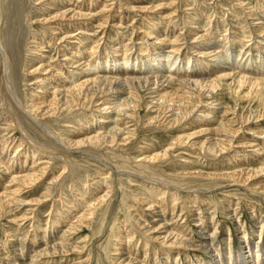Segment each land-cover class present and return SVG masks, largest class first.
I'll return each mask as SVG.
<instances>
[{"label":"rangeland","instance_id":"rangeland-1","mask_svg":"<svg viewBox=\"0 0 264 264\" xmlns=\"http://www.w3.org/2000/svg\"><path fill=\"white\" fill-rule=\"evenodd\" d=\"M37 1L38 0H34V2L32 0H27V2L23 4V6L22 5L16 6L17 0H0V6L2 7V8L0 7V10L3 9V11L0 12V34L3 35V36L1 35V38H0V43L2 44V45L0 44V49L2 46V49L0 50V53H2L0 54V58H1L0 62L4 63L5 61L4 64L0 63V76L3 75L6 81L5 87L7 84V87L5 88V93L7 91L8 95L10 94L12 95V96L11 95L8 96V99H6L8 105L6 104V100H3L4 98L0 96V145L2 144V141L4 140L3 145L0 146V147L3 146L2 147L3 149L1 148L0 150L1 152L3 151L2 153H0V173H1L0 174L1 175L0 176V194H3L4 192L5 196H7L5 197L6 199L4 198L5 199L4 202L6 201V203H4L3 208L0 210V264H12V263L13 264L15 263L31 264L32 262L34 264H124V263L125 264H131V263L132 264H135V263L136 264H139V263L148 264L149 262H150L149 264H157L156 262L158 260H159L158 264H160V262L161 264H165L162 258L165 259V262L167 260L168 261L170 260L169 262L167 261V263L171 262V264L172 263L174 264V258L175 259L178 258V262L180 264H186V263L191 264V263L196 262L195 258L198 254L199 255L197 257L201 256L200 258H202V261L203 260L206 261V264H207L208 260H211V257L207 252L204 251V249L201 246L191 245V246L186 247L183 244L178 245V246L176 244H173L169 246L168 244L169 242L167 243L164 241L162 242L161 237H157V239L155 240L156 236L153 235V233H158L160 234L159 236H162L163 234H165L163 231L165 229L166 230L168 229V231L171 230V232L173 231L174 233H179L180 235H182V237L188 236V238L192 239L191 240L192 242H197L196 240H198L201 237V235L198 234L200 227L203 226L207 228V225H209L208 223L213 224L214 226H217L220 229L218 232V239L220 240V244L224 245V243L227 242L226 241L227 239H224V238H227L228 234H230L231 250L233 253L234 252L236 253V251H239L240 249V246H241L240 236L243 230H245L248 233H252V228H255L256 235L254 238L258 239V229H259L258 225L260 222H262L264 225V191L260 192V190L258 189L260 193L259 194L258 190L254 186L264 185V175L262 174L256 175L255 176L256 178L252 179L249 182L250 185L247 183V186H246V183H243V181L236 182V180H233L232 178L228 176L224 177L223 173L227 171H231L232 169L234 170V168L235 169H241V167L243 169L247 167L256 168L259 166V164L264 162V159L262 158L264 157V153H263L264 152V133H262L264 132V97H263L264 89L262 87L260 88L250 87L251 84H244L242 89H240V92H236L234 90L233 85L232 87L230 86L220 87L219 86L215 89V91L209 93L208 94L209 96L207 95L205 97L203 96L204 100L209 101V102L211 101L210 103H218V104L212 105L213 107L215 106L218 109V110L216 109V113H215L216 115H215L214 120L210 122H206L205 116H201L202 120H199V122L203 124L202 125L203 127L207 126L206 128H210L212 126L211 127L212 129L210 128V130L206 133H201L198 135L194 134L195 136L192 135V137H189V138L184 136V133L186 134L188 132H192L196 130L198 126H196V124H190L192 122L190 120H188L186 123L184 119H180L179 121L173 123L172 113L176 110V108H173V110H171L172 108H170V110L166 108H158L156 111L151 110L150 108L151 106L146 103V95L144 93L145 90L142 89L141 91H139L141 95L140 96L141 100L138 103L139 105H137L136 107H132V110L130 109L131 107H128L129 113L130 111H132L133 113V114L131 113L132 116L124 114L122 116L123 119L119 121L120 122L119 127L121 128L126 127L125 129H123V131L126 132L127 130L131 129L130 131H133L134 133V135H131V137L127 140L124 146L123 144L121 145V143L119 144L117 142H113L109 144L103 141L101 144L98 143L99 145L98 144L92 145L93 143H84V144L75 145V146L74 144L73 145L71 144V145H67L63 147L64 144L61 143V141L59 140L60 137L68 138V137L75 136L77 134L80 135L84 133V130H82V127L87 125L86 127L88 128L92 124V121L94 123L92 124L93 125L92 127L93 128L97 127V125L95 124L98 123L99 118L96 117L98 115V111L96 109L97 108L96 105L98 104L96 103L100 102L101 99L98 97H95L93 98V101L92 100L91 101L82 100L83 103L79 104V106L78 104H75L74 102L72 104L74 106L71 105L69 108L65 107L59 112H57L58 113V114L56 113L57 115L53 114L47 117L46 118L47 121H45V123L47 122L46 123L47 125L46 124L44 125L43 123L45 119H42V122L41 121L37 122L36 120H34V116L30 113L31 111L28 108L31 106L29 104H31L32 101L29 98H32V96L34 95V92H35L34 90L37 89L36 91H39L40 89L39 85L41 83H44L45 81H46L45 83H47L48 79L43 80L41 82L40 81L41 77H36L38 73L29 74V72H27L28 70H26V67L29 68V66L30 67L34 65L36 66L38 65L37 64L38 62L44 63V60H45V63L46 62L53 63V61H57V63L56 62L55 63L59 64L58 63L59 56L61 57L60 59H62L63 57L62 54H60L61 51L62 53L63 52L71 53V49L77 48V47L81 48V51L84 54V55L82 54L81 57L85 59V62L92 60L91 61L92 63L98 58H102L103 60H109L110 58H112L113 53H117V56L119 58L120 57L125 58L127 55L135 54L137 51H139L138 53H141L143 55L146 54L147 52L154 54V51H156V49L155 50L153 49L158 47L159 45H155L156 47L154 46L149 47L148 44L150 42L155 43L154 42L156 41L155 36L157 34V32L155 31H158L159 29H164L163 31H165L166 34L169 31L168 34H170L171 36L168 35L169 37L167 38L168 41H165L167 45L164 42V44L159 46L158 48L162 49L163 52L165 53L166 52L172 53L171 44L173 42L171 43L170 41H172L174 37L178 36L179 38L180 36H182L178 39L179 41L181 40V42L177 40V42L175 41L176 43L174 42V44L172 45V46H175V45L178 46L179 47L178 49H180L179 51H181V56L179 57L180 59L178 58V62L179 60H181V62H185L183 64L181 63L179 67H188V65L186 64L187 58H185L186 60L184 59V56H185L184 54L188 52L193 57V59L190 58L191 61L195 59L194 61L197 62L201 58L202 60H205L206 58L207 60L210 59L211 60V61L209 60L211 64L210 66H214V68H216L214 69L215 70L214 73H217L219 70H223L225 68L229 70L233 68L234 70L235 69L234 64H238V65L245 66V67H248L249 65L248 67L249 69H252L254 72L257 71L256 74L254 75L250 74V76L259 77L263 79L264 74L262 73H264L263 71L264 66L262 65V63H264V29H263L264 28L263 27L264 26L263 25L264 23V15H263L264 14V5H263L264 0H85V1L70 0V2H73V3H70L68 1L70 4L66 0V5L64 2L65 0H62V1L61 0H40L38 2ZM32 3H35V4H32ZM83 3H85L86 5L85 4L83 5ZM74 4L75 5L77 4V5L75 6ZM24 5H26V7ZM260 6L262 7L259 8ZM7 7H9V9ZM5 8L8 9L7 10L8 12L6 11ZM64 8L66 9L70 8L69 10L70 12L66 14V17L57 15L53 17L54 19L53 18L50 19V21L53 20L51 23H47L49 21L44 20V18L49 17L48 13L50 16L51 14L55 15L57 12H54V11L63 10ZM25 9H27V14H29L28 16H30V18L28 16H25V13H26ZM74 12H83L87 14L85 16H80V15L76 16L77 14L73 16L72 14H74ZM30 14L33 17L35 16L36 21L34 20L33 17H31ZM40 16H43V18ZM142 17H144L145 21ZM199 17L202 19H199ZM39 18H41L42 21ZM15 20L19 21V25L17 26L16 29H15L16 26L13 25L15 24ZM28 20L30 21L32 20V22ZM54 20L58 21L59 23L55 22ZM101 20H103L104 23H106L105 21H107V24L106 25L103 24ZM164 20H166V22L162 23ZM194 20L197 22L195 25L198 28L196 27V29L194 28L195 30L194 29L189 30L188 27L193 26L192 22ZM98 21H100L102 24L100 25L99 24L100 22L98 23ZM157 21L159 23H157ZM227 21L228 23L226 24ZM96 23L99 25H97ZM152 23L154 25H152ZM233 23H234V26H233ZM243 23L246 25H242ZM45 24H47L48 27H46ZM58 24H63V26H61L62 28H59ZM164 24H165V27H164ZM238 24L242 26L243 29L239 27ZM42 25H43V28L45 27L46 28L43 29L41 27ZM19 26H22V27H19ZM226 26L231 29L226 28ZM235 26H238V27L235 28ZM258 26L260 28H257ZM154 27H156L155 30H154ZM233 28L235 29V31L232 30ZM26 29H27V32H26ZM145 29L147 31L149 29L153 31L154 37L148 38L149 35L147 34V32L145 33L146 31ZM248 29L251 30V32ZM12 30L19 34L18 37L13 35L14 32ZM254 30L257 32H255ZM5 31L7 32L5 33ZM194 31H198V34L195 35ZM233 31H234V34H233ZM85 32L88 35L85 36ZM172 32L174 33V35H176L177 33L178 34L173 37ZM54 33L56 35L57 34L60 35L62 33H65L68 35L67 38L62 41L66 46L62 45L63 43L57 40L59 43H61V45L59 44L60 47L59 46L56 47V45H58V42L56 43V40L53 39L52 37V34ZM258 33L261 35H259ZM70 34H71V37L73 36V38H70ZM143 34L144 35L146 34L145 37ZM190 34L191 36H193V38L190 36ZM225 34L227 36H225ZM25 35H28V36H25ZM198 35L200 36L203 35V36L200 37ZM80 36L83 38H81ZM27 37H29V39ZM100 37L103 39H101ZM222 37H225L226 39ZM16 38H18L17 41H16ZM36 38H39V39H36ZM48 38H50L52 41ZM111 38L112 39L114 38V40L117 43L112 42L113 40H111ZM146 38L148 39V41H146L147 40ZM24 39L25 41H23ZM44 39L46 40V42ZM187 40H189V42ZM4 41L5 42L8 41V42L4 44ZM128 41L130 44H128ZM196 41L199 43H197ZM231 41L235 42L236 45ZM80 42L81 44H78ZM183 42L184 44L186 43L187 45L182 44ZM11 43L13 45L12 50L8 48V46H10ZM73 43L74 44L76 43L78 46L76 47V44L74 45ZM243 43L245 45H243ZM91 44L92 46H98V47H94L95 51L90 49ZM188 44L190 46H188ZM228 44H231L230 49L228 50V51L231 50L230 51L231 56L229 59L227 58V55H225V52H226L225 50H227ZM72 45H74L75 47ZM109 45H111V47ZM138 45H139V48L143 47L141 49V52H140V49H138ZM221 45H223V47H221ZM37 46L38 48L36 49L35 47ZM162 46L163 48H161ZM116 47L118 51L114 52L113 49ZM126 47L128 49H126ZM201 47L215 48V51L217 52V54H220V58H217V57L215 58L207 54L202 55L201 53L206 52V51L205 50L203 51L202 49H200ZM219 47H220V51H219ZM84 48H87L85 49L87 51L82 50ZM125 49L128 52H126ZM144 49L146 50L145 51L146 53L144 52ZM190 49H192L193 52ZM13 51L15 52L12 53ZM240 51H243V52H240ZM16 52H17V57L15 55ZM182 52L184 54H182ZM173 54H176V52H174ZM173 54L170 57V61H172L171 58H173L174 56ZM242 55H243V59H240L242 58ZM7 56H9L10 60H7L8 58ZM49 56L50 57L53 56L54 59L50 58ZM253 56L256 58H254ZM105 57H107V59H105ZM197 58L198 60H196ZM5 59L7 60V62ZM223 59L226 61H224ZM247 59L249 60L248 63H247ZM20 60H22L23 62L21 61L22 62L21 63ZM134 60H135V57L131 59L130 62L127 63V66H125L127 67L128 70L131 69V65H134V64H131V61L134 62ZM253 60L256 62L254 63ZM8 61H9V64H8ZM238 61H240V63ZM143 62L144 61H142V64H141L142 67L144 66ZM215 62H218L216 65H220L221 68L216 67ZM11 64L12 65L14 64V65L12 66ZM85 64L86 63H84V65ZM184 64L186 65L184 66ZM21 65H23L24 67L20 68ZM139 65L140 64L135 63L134 67L137 66L136 70L139 68L138 67ZM22 69H25V71ZM149 69H152V68L149 67ZM190 69L191 68L189 67L188 70ZM10 70H11V73L9 74ZM62 71L64 72V75H65L68 72V69L64 67ZM10 75H12V77H10ZM23 77H25V79ZM11 79L13 80V82H11L12 81ZM50 80L51 81L53 80V83L51 84L53 87V85L55 84L54 83L55 81L54 79H50ZM175 86H176L175 83H172V84L168 83V85L165 86L164 88L160 86L158 89H160L162 93L172 92V91L181 92V90L177 89ZM48 88H49V93H50L52 91L51 86H49ZM18 90L20 94L17 95L16 93H19ZM257 90L260 91L259 94H255V93H258ZM245 92L246 93L250 92V93L246 94ZM49 93H47L45 96L49 95ZM24 94L26 98L23 96ZM123 95H126V94L123 93ZM21 97L23 98L20 99ZM48 97H45V98L49 99ZM6 98H7V95H6ZM10 99H11V102L8 103ZM206 101H202V102L205 103ZM10 103L11 104L13 103V104L11 105ZM9 104L13 108H10ZM14 104H15V107H14ZM200 104H203V103H200ZM21 105L23 107H21ZM23 108H25L28 112H26L25 109ZM16 110L18 111V113H20L19 110H21V113L23 114L21 115V113L20 114L16 113V116H15L14 111L16 112ZM25 113L29 116L25 115ZM18 115H19V119L17 120ZM155 115L157 117L152 118V116H155ZM249 115L251 117L250 120H248ZM10 116L14 118V122H16L15 124L13 122V119L10 118ZM28 117L29 119H27ZM16 120L18 121V124ZM27 120H29L31 124L33 125H31L30 127H27L30 125V122ZM27 122L29 123L26 124ZM35 123H37L38 125ZM224 123L231 125V128L233 127L232 131L235 129L239 131V133L238 131L237 133H235L237 134V136L234 134L235 138L227 136L225 134V131L224 132L217 131L216 128H218L219 126H222ZM186 125L192 126V129H190V127L188 128L185 127ZM25 127H27L29 130ZM36 127L37 129L34 130V128ZM42 128L43 130H45L44 131L45 133H42L43 132ZM48 129L50 132L48 131ZM186 129H189V130H186ZM254 129L260 130V133L259 134L256 133L258 132V130L255 131ZM21 130L22 131L24 130L23 134L21 133ZM36 130L40 131L41 134L40 132H37ZM21 136H23L22 137L23 140L21 139ZM29 136L31 138H29ZM35 136L36 137L38 136V137L35 138ZM210 136L213 139H216V138L224 139V138L229 137L228 139L232 138L233 143L231 141L230 145H228L226 150L225 151L223 150V152H220L219 155H217L218 153H214L210 150L208 151V149H204V147H206L207 145L200 146L202 141L205 138L210 137ZM41 137L44 139H42ZM27 138H29L27 140L28 142L26 141ZM5 139L7 141H5ZM20 141L23 142L24 144L19 143ZM29 141H32V142L30 143ZM44 142L46 144L49 142L50 145L49 143L46 145ZM192 142H197L198 144H195L194 146L193 144H191ZM238 142L240 144L239 146H238ZM5 143L7 144L5 145ZM17 143L20 146L18 148V151L20 150V152L18 154H15L13 152H14V149L17 148L16 147V145H18ZM40 144L41 146L46 145L45 147L42 146L45 149L41 148ZM245 144H247L249 147ZM33 145L35 146L37 150L34 148ZM169 145H170L169 155L163 156V157L158 156L159 158L158 157L152 158L153 160L150 158L149 160L151 162L149 160L144 159L143 154H141L142 152L153 154V153L158 152V150L160 151L166 147H169ZM32 147L34 148V150ZM62 148L65 149L64 152ZM24 150L29 151L30 153L32 151H37V152L39 151V152L37 153V155L35 153L36 156H34V155H31L29 152L27 154L22 153ZM44 152H47L48 154ZM67 152H69V154ZM261 152L263 153L262 156H261L262 154ZM256 153H258L259 155ZM5 154L7 156H5ZM1 156H4V157L1 158ZM33 156L35 157V159ZM164 157L166 158L162 159ZM18 160H21L22 163ZM8 161H11V162L8 163ZM141 162H143L144 164ZM7 163L8 165H6ZM24 163L26 166L24 165ZM26 163L28 164V166ZM30 163L33 164L31 165V167H30ZM10 164L11 166H9ZM135 164L137 167L135 166ZM141 164H143V166H141ZM146 166L147 167L149 166V168H146ZM40 167L44 168V171H43L44 175H41L40 179H37V181L32 185L24 184L20 186V185L15 184V182L14 183L11 182L12 180H10L12 179L10 178V175L11 177H13L16 174L18 175V173L24 174L30 169H39ZM142 170L144 171L142 172ZM149 170H152V174L154 173L157 177L154 174L150 175L151 171ZM4 175L8 176L9 179ZM228 179L232 182L231 184ZM154 180L156 182H154ZM153 183H156V184H153ZM214 183H216V185ZM149 185L153 186V188L150 187ZM108 186H111L109 193H107L106 196L102 198V201L97 206L91 218L89 219L85 217H83L85 219L81 218L80 213H82V211L85 208H87L86 207L87 204L92 203L93 201H95V199L102 196L104 192L107 190ZM16 187L19 189L17 190V192L12 193L13 189H15ZM176 191H178L177 193L179 195L176 193ZM195 194H197V196L199 195V197H197ZM11 196L12 198H10ZM139 197H141V199ZM142 198H144L145 201H143ZM186 201L187 202L189 201L190 203L188 202L187 204ZM238 201H240V203H238ZM148 202H150L151 205L150 203L148 204ZM227 202L228 204L225 205V203ZM163 203L165 204L163 205ZM173 203L175 204L176 207L172 205ZM235 203H237L236 204L237 207L235 206ZM144 204L148 206H145ZM149 205L151 207L147 208L149 207ZM159 205L160 206L163 205V206L160 208ZM171 205L173 206V208H171ZM215 207L218 208L217 211L215 210L216 209ZM170 208L172 209V212ZM224 208H226V210ZM236 208H237V212H235V214L232 216V212L236 211L235 210ZM212 209H214L215 212ZM152 210L154 212L156 211L158 216H156ZM199 210H201V213ZM164 211L166 214H164ZM179 211L181 214L179 213ZM206 211L207 212L209 211V212L207 213ZM228 211L231 213V215ZM253 211L255 213H252ZM198 212L201 215H199ZM187 214L190 217H188ZM152 215H155L154 222H156L157 225L159 224L162 225V227H158V226L156 227L157 229H159L158 232H152L154 228L150 229L149 231V229L147 228L148 227L147 224L141 223L144 221L143 219L146 218V216L149 217V219H153V217H151ZM209 215L211 216L213 215L214 217L215 216L216 217L214 218L212 216L213 217L212 219V217L210 218ZM199 217H201L200 218L201 220L199 219ZM256 218L260 219L259 223L257 222V220H255ZM76 219L78 220L76 221ZM161 219L163 220V222L161 221ZM234 219L235 220L237 219V220L235 221ZM88 221L90 222L89 224H88ZM177 221L179 222L177 223ZM198 222H200V224ZM179 223H182V224L180 225ZM187 224H189V226ZM123 226H125L126 228L125 227L123 228ZM176 227L177 228L179 227V228L177 229ZM185 228H186V231H185ZM191 228L192 229L194 228L193 233H192ZM179 229H182V230H179ZM127 230L131 231V233L134 235V236L132 235V241H131L132 244H130L131 242L130 243L128 241L126 242V240H124L125 237H123L124 239H121V240L117 239V237H119L117 236L119 231H121V234H124L125 231L127 232ZM188 232L191 234H189ZM192 236H194L195 238H193ZM262 238L264 239V230H263ZM157 240L159 241V244ZM121 241L122 242L124 241L123 244ZM53 244L57 245V248L55 249L56 253L48 252V254L47 253L44 254L43 252H41L43 248L45 249V247L47 246L51 247V245ZM62 244L63 246L65 245L67 248L63 247ZM130 246H132V248ZM76 247H78L79 250ZM121 248L122 249L124 248V250H122ZM130 249L132 251H130ZM48 250L52 251L53 249H48ZM62 250H64V252H62ZM144 250L145 251L148 250L147 251L148 253L146 252L148 256L145 254ZM163 251L166 253L165 255H167L168 252H170L168 259H167V256H164ZM129 252L131 254H129ZM141 253L143 254V256ZM184 253L186 254L187 257L185 256ZM19 255L23 256V258H20ZM203 256H205V259H203L204 258ZM128 258H131V260L128 261ZM151 258L153 259L156 258V259L152 260ZM123 259L125 260L123 261ZM135 259L137 262L135 261ZM140 260L142 261L139 262ZM125 261H127L128 263ZM151 261L153 262L151 263Z\"/></svg>","mask_w":264,"mask_h":264},{"label":"bare ground","instance_id":"bare-ground-1","mask_svg":"<svg viewBox=\"0 0 264 264\" xmlns=\"http://www.w3.org/2000/svg\"><path fill=\"white\" fill-rule=\"evenodd\" d=\"M33 2H34V0H32ZM38 1H40V0H38ZM37 1V2H38ZM62 1V0H61ZM60 1V2H61ZM70 2V0H67V2ZM72 1H74V0H72ZM83 1H85V0H83ZM27 2V0H17V3H16V6H23V4H25ZM43 2V1H42ZM65 2V5H66V0L64 1ZM68 2V3H69ZM263 2V1H262ZM30 3V2H29ZM40 3V2H39ZM70 3H73V2H70ZM69 3V4H70ZM32 4H35V3H32ZM41 4V3H40ZM85 3H83V5H84ZM75 5V4H74ZM77 5V4H76ZM75 5V6H76ZM82 5V4H81ZM86 5V4H85ZM264 5V4H263ZM25 7H26V5H24ZM30 6V5H29ZM72 6H73V4H72ZM92 6V5H91ZM94 6V5H93ZM1 7V6H0ZM11 7V6H10ZM24 7V8H25ZM33 7V6H32ZM64 7V6H63ZM262 6H260L259 8H261ZM2 8V7H1ZM8 9H9V7H7ZM22 8V7H21ZM31 8V7H30ZM83 8V7H82ZM6 9V8H5ZM8 9H6V11L8 10ZM24 10V9H23ZM29 10V9H28ZM49 10H50V8H49ZM70 10V8H64L63 10H57V11H54V12H57L55 15H52L51 14V16L49 15V13H48V16L49 17H47V18H44V20H48L49 22H47V23H51L52 21H50V19H52L53 17H55V16H64V17H66V14H68V12H70L69 11ZM72 10V9H71ZM99 10V9H98ZM255 10V9H254ZM260 10V9H259ZM1 11H3V9L2 10H0V12ZM73 11V10H72ZM228 11V10H227ZM8 12V11H7ZM24 12V11H23ZM25 16H28L29 14H27V9H25ZM31 12V11H30ZM254 12V11H253ZM252 12V13H253ZM5 13V12H4ZM22 13V12H21ZM251 13V14H252ZM32 14V13H31ZM30 14V15H31ZM77 14V15H76ZM87 13H83V12H74V14H72L73 16L74 15H76V16H78V15H80V16H85ZM89 14V13H88ZM3 15V14H2ZM5 15H7V14H5ZM19 15V14H18ZM22 15V14H21ZM45 15H47V14H45ZM96 15V14H95ZM256 15V14H255ZM264 15V14H263ZM13 16V15H12ZM68 16V15H67ZM71 16V15H70ZM69 16V17H70ZM93 16V15H92ZM252 16H254V15H252ZM2 17V16H1ZM29 18H30V16H28ZM31 17H33L32 15H31ZM40 17H42L43 18V16H40ZM63 17V18H64ZM217 17V16H216ZM261 17V16H260ZM263 17V16H262ZM13 18V17H12ZM17 18V17H16ZM34 18V20H35V16L33 17ZM33 18H31V19H33ZM100 18V17H99ZM102 18V17H101ZM143 19H144V17H142ZM166 18V17H165ZM3 19V18H2ZM1 19V20H2ZM9 19V18H8ZM18 19V18H17ZM28 19V18H27ZM37 19V18H36ZM40 20H41V18H39ZM54 19V18H53ZM57 19H59V18H57ZM67 19V18H66ZM77 19V18H76ZM86 19V18H85ZM84 19V20H85ZM199 19H202V18H200L199 17ZM217 19V18H216ZM230 19V18H229ZM233 19V18H232ZM232 19H231V21H232ZM10 20V19H9ZM56 20V19H55ZM54 20V21H55ZM74 20V19H73ZM104 20V19H103ZM103 20H101V22H103V24H107V21H105L106 23H104V21ZM198 20V19H197ZM246 20V19H245ZM257 20V19H256ZM259 20H261V19H259ZM3 21V20H2ZM28 21H30V20H28ZM36 21V20H35ZM42 21V20H41ZM144 21H145V19H144ZM255 21V20H254ZM30 22H32V20L30 21ZM55 22H58V21H55ZM74 22V21H73ZM82 22V21H81ZM84 22V21H83ZM96 22V21H95ZM100 21H98V23H99ZM99 23L100 25L102 24V23ZM115 22V21H114ZM117 22V21H116ZM150 22V21H149ZM164 22H166V20H164L162 23H164ZM199 22V21H198ZM212 22V21H211ZM210 22V23H211ZM222 22V21H221ZM244 22V21H243ZM246 22V21H245ZM249 22V21H248ZM252 22H253V20H252ZM21 23H22V21H21ZM35 23V22H34ZM59 23V22H58ZM79 23H80V21H79ZM110 23V22H109ZM147 23V22H146ZM156 23V22H155ZM157 23H159L158 21H157ZM161 23V24H162ZM168 23H170V22H168ZM167 23V24H168ZM197 22L194 20L193 22H192V25L193 26H191V27H188V29L190 30V29H196V24ZM228 23V21L226 22V24ZM4 24V23H3ZM12 24V23H11ZM24 24V23H23ZM70 24H71V22H70ZM73 24V23H72ZM97 24V23H96ZM99 24H97V25H99ZM133 24H135V23H133ZM132 24V25H133ZM148 24V23H147ZM203 24V23H202ZM230 24V23H229ZM6 25V24H5ZM13 25H15L16 27H15V29L17 28V26L19 25V21H17V20H15V24H13ZM21 25V24H20ZM46 25V27H48L47 26V24H45ZM59 25V28H62L61 26H63V24H58ZM104 25V26H105ZM114 25V24H113ZM152 25H154L153 23H152ZM156 25V24H155ZM239 25V24H238ZM242 25H246V24H242ZM251 25V24H250ZM254 25V24H253ZM261 25V24H260ZM263 25H264V23H263ZM262 25V26H263ZM30 26H31V24H30ZM67 26V25H66ZM103 26V27H104ZM168 26V25H167ZM202 26V25H201ZM200 26V27H201ZM224 26V25H223ZM233 26H234V23H233ZM252 26V25H251ZM261 26V27H262ZM19 27H22V26H19ZM42 28H43V25L41 26ZM45 27V28H46ZM58 27V26H57ZM99 27V26H98ZM151 27V26H150ZM149 27V28H150ZM157 27V26H156ZM156 27H154V30L156 29ZM164 27H165V24H164ZM185 27V26H184ZM199 27V28H200ZM207 27V26H206ZM232 27V26H231ZM236 27H238V26H235V28ZM239 27H241L242 29H243V27L242 26H240L239 25ZM246 27V26H245ZM264 27V26H263ZM8 28V27H7ZM45 28H43V29H45ZM50 28V27H49ZM58 28V29H59ZM75 28V27H74ZM152 28V27H151ZM162 28V27H161ZM172 28V27H171ZM198 28V27H197ZM226 28H228L227 26H226ZM240 28V29H241ZM257 28H260L259 26L257 27ZM33 29V28H32ZM42 29V30H43ZM77 29V28H76ZM170 29V28H169ZM187 29V30H188ZM194 29V30H195ZM203 29V28H202ZM228 29H231V28H228ZM238 29V28H237ZM251 29V28H250ZM253 29H254V27H253ZM264 29V28H263ZM3 30V29H2ZM2 30H1V32H2ZM47 30H48V28H47ZM51 30H53V29H51ZM50 30V31H51ZM60 30V29H59ZM79 30V29H78ZM103 30V29H102ZM134 30V29H133ZM146 30V29H145ZM164 29H159L158 31H155V32H157V34H156V36H155V39H156V41H154L155 43H153V42H150L148 45H149V47H151V46H154V47H156L155 45H159V46H161V45H163L164 44V42L165 41H168L167 40V38H169L168 37V35H170V34H168L169 33V31H168V33L166 34V32L165 31H163ZM175 30V29H174ZM199 30V29H198ZM217 30V29H216ZM223 30V29H222ZM232 30H234L235 31V29L233 28ZM249 30V29H248ZM8 31V30H7ZM7 31H5V33L7 32ZM13 31V30H12ZM11 31V32H12ZM20 31V30H19ZM80 31H81V29H80ZM172 31V30H171ZM170 31V32H171ZM192 31V30H191ZM206 31V30H205ZM234 31H233V34H234ZM250 32H251V30H249ZM255 31V30H254ZM257 31H258V29H257ZM257 31H255V32H257ZM14 33H13V35L14 36H17L18 37V33L17 32H15V31H13ZM25 32V31H24ZM26 32H27V29H26ZM44 32V31H43ZM47 32H49V31H47ZM53 32V31H52ZM56 32V31H55ZM67 32H68V30H67ZM70 32V31H69ZM79 32V31H78ZM134 32V31H133ZM141 32V31H140ZM147 32V34L149 35V37L148 38H152V37H154L153 36V34H154V32L153 31H151L150 29L147 31H145V33ZM174 32V31H173ZM172 32V33H173ZM222 32V31H221ZM224 32V31H223ZM248 32V31H247ZM261 32H262V30H261ZM30 33V32H29ZM216 33V32H215ZM254 33V32H253ZM252 33V34H253ZM12 34V33H11ZM26 34V33H25ZM74 34V33H73ZM75 34H77V33H75ZM78 34H80V33H78ZM84 34V33H83ZM122 34V33H121ZM165 34V35H164ZM178 34V33H177ZM176 34V35H177ZM188 34V33H187ZM194 34L196 35V34H198V31H194ZM237 34V33H236ZM239 34V33H238ZM250 34V33H249ZM255 34V33H254ZM259 34V33H258ZM1 35L2 34H0V38H1ZM8 35H9V33H8ZM12 35V36H13ZM34 35V34H33ZM32 35V36H33ZM80 35H82V34H80ZM86 35H88V34H86V32H85V36ZM144 35V34H143ZM142 35V36H143ZM146 35V34H145ZM145 35H144V37H145ZM176 35H174V33H173V37L174 36H176ZM181 35V34H180ZM211 35H213V34H211ZM219 35V34H218ZM223 35V34H222ZM221 35V36H222ZM246 35V34H245ZM244 35V36H245ZM259 35H261V34H259ZM3 36V35H2ZM6 36V35H5ZM11 36V37H12ZM25 36H28V35H25ZM29 36H31V35H29ZM67 34H65V33H62V34H60V35H56L55 33L54 34H52V37H53V39H55L56 40V43L59 41V42H62L63 40H65L66 38H67ZM75 36V35H74ZM77 36V35H76ZM171 36V35H170ZM190 36H191V34H190ZM198 36H200V35H198ZM198 36H196V37H198ZM203 36V35H202ZM202 36H200V37H202ZM224 36V35H223ZM225 36H227L226 34H225ZM231 36V35H230ZM229 36V37H230ZM256 36V35H255ZM9 37V36H8ZM35 37V36H34ZM49 37H51V36H49ZM79 37V36H78ZM81 37V36H80ZM89 37V36H88ZM180 37H182V36H180ZM179 37V38H180ZM192 38H193V36H191ZM209 37V36H208ZM228 37V38H229ZM259 37V36H258ZM4 38V37H3ZM2 38V39H3ZM13 38V37H12ZM28 39H29V37H27ZM70 38H73V36L71 37V34H70ZM81 38H83V37H81ZM101 38V37H100ZM178 38V36L177 37H174V39L172 40V41H170L171 43V48H172V53H165V52H163V50L162 49H160V48H158V47H156V48H154L153 50H155L156 49V51H154V54L153 53H149V52H145L146 50L144 49V52L146 53V54H141V53H138L139 51H137L135 54H129V55H127V53H126V57L125 58H119L118 56H117V53H113V55H112V58H108L109 60H103L102 58H98V59H96L93 63L91 62V61H86L85 62V59L83 58V57H81V55L83 54L82 53V51H81V48L80 47H77L78 45L76 44V47L77 48H72L71 49V53H66V52H63L62 53V51H61V53L60 54H62V59H60L61 57L59 56V64H56L57 63V61H53V63H55V64H53V63H50V62H46L45 63V60H44V63H37L38 65H34V66H29V68H27L26 67V70H28L27 72H29V74H36V73H38V75L36 76V77H41V79H40V81L42 82L43 80H47L48 79V82L47 83H41L40 85H39V87H40V89H39V91H36V90H34L35 92H34V95L32 96V98H29L31 101H32V103L31 104H29V105H31L28 109L31 111L30 113L34 116V120H36L37 122H42V119H45L44 120V125L47 123H45V121H47L46 120V118L47 117H49V116H51V115H53V114H56L57 112H59L60 110H62L63 108H69L74 102H75V104H78V106H79V104H81V103H83L82 102V100H92L93 101V98H95V97H98V98H100L101 100H100V102H98V103H96V104H98V105H96V109H97V111H98V115L96 116V117H98L99 118V120H98V123H96L95 125H97V127L96 128H93L92 126V124H94L93 123V121H92V124L87 128L86 126L87 125H85V126H83L82 127V130H84V133H82V134H80V135H75V136H72V137H68V138H59V140L61 141V143H63L64 145H63V147H65V146H67V145H73L74 144V146L75 145H81V144H84V143H93L92 145H94V144H98V143H102L103 141L104 142H106V143H109V144H111V143H113V142H117V143H121V145L123 144V146H124V144L127 142V140L131 137V135H134V133H133V131H130V130H127L126 132L125 131H123V129H125V128H121V127H119V125H120V122L119 121H121L123 118H122V116L124 115V114H127V115H129V116H132V111H130V113H129V108L128 107H131L130 109L132 110V107H136L137 105H139L138 103H139V101L141 100L140 98V93H139V91H141L142 89L143 90H145L144 91V93H145V95H146V103L147 104H149L151 107V110H153V111H156L158 108H166V109H169L170 110V108H172L171 110H173V108H176V110L172 113V120H173V123H175V122H177V121H179L180 119H184L185 120V122L187 123V121L188 120H190V121H192L190 124H196V126H198V128L196 129V130H194V131H192V132H188V133H184V136H186L187 138H189V137H192V135L193 136H195V135H198V134H201V133H206V132H208L209 130H210V128L212 127H210V128H206L207 126H205V127H203L202 125V123H200L199 122V120H202V118H201V116H205V121L206 122H210V121H212V120H214L215 119V113H216V109H217V107H213L212 105H215V104H218V103H210L209 101H206V100H204V98H203V96L205 97L206 95L207 96H209L208 94L209 93H211V92H213V91H215V89L217 88V87H225V86H230V87H232V85L234 86V90L236 91V92H240V89H242V87H243V85L244 84H251L250 85V87H257V88H260V87H262L263 89H264V78L262 79V78H259V77H254V76H250V74L251 75H254V74H256V72H254L252 69H249L248 67H249V65H248V67H245V66H241V65H238V64H234V70H233V68L232 69H227V68H225V69H223V70H219L217 73H214V69H216V68H214V66H210L211 64H210V61L209 60H207V58L205 59V60H202V58L201 59H199L198 60V58L196 59V60H198L197 62H195L194 60H192L191 61V59L190 58H192L193 59V57H192V55L191 54H189L188 52L187 53H183L182 52V54H184L185 56H184V59L185 58H187V62H186V64L188 65V67H179L180 65H181V63L183 64V63H185V62H181V60H179V62H178V58L181 56V51H179L180 49H178L179 47L178 46H172L173 44H174V42L176 41L177 42V40L179 39ZM184 38V37H183ZM195 38V37H194ZM210 38V37H209ZM215 38V37H214ZM218 38V37H217ZM222 38H225V37H222ZM221 38V39H222ZM241 38V37H240ZM255 38V37H254ZM7 39V38H6ZM15 39V38H14ZM17 39L18 38H16V41H17ZM26 39V38H25ZM25 39L23 40V41H25ZM27 39V40H28ZM36 39H39V38H36ZM48 39H50V38H48ZM76 39H77V37H76ZM101 39H103V38H101ZM101 39H99V40H101ZM107 39V38H106ZM116 39V38H115ZM147 39V38H146ZM154 39V40H155ZM196 39V38H195ZM206 39V38H205ZM220 39V40H221ZM226 39V38H225ZM258 39V38H257ZM45 40V39H44ZM51 40V39H50ZM58 40V41H57ZM79 40V39H78ZM89 40V39H88ZM105 40V39H104ZM108 40V39H107ZM111 40H113L112 42H116L115 40H114V38L112 39L111 38ZM122 40V39H121ZM132 40V39H131ZM210 40V39H209ZM235 40V39H234ZM237 40V39H236ZM13 41V40H12ZM35 41V40H34ZM52 41V40H51ZM50 41V42H51ZM73 41H74V39H73ZM72 41V42H73ZM82 41V40H81ZM94 41V40H93ZM123 41V40H122ZM130 41V40H129ZM129 41H128V44H130L129 43ZM146 41H148V39L146 40ZM153 41V40H152ZM179 41V40H178ZM188 42H189V40H187ZM214 41V40H213ZM217 41V40H216ZM224 41V40H223ZM227 41V40H226ZM8 42V41H7ZM7 42H5L4 41V44H6ZM33 42V41H32ZM39 42V41H38ZM45 42H46V40H45ZM49 42V43H50ZM58 42V45H56V47H60V45H61V43H59ZM68 42V41H67ZM71 42V41H70ZM86 42V41H85ZM111 42V43H112ZM131 42V41H130ZM175 42V43H176ZM179 42H181V40L179 41ZM186 42V41H185ZM191 42V41H190ZM197 42V41H196ZM220 42V41H219ZM231 42H233V41H231ZM241 42V41H240ZM261 42V41H260ZM15 43V42H14ZM19 43V42H18ZM63 43V42H62ZM69 43V42H68ZM83 43V42H82ZM92 43V42H91ZM105 43H107V42H105ZM117 43V42H116ZM139 43V42H138ZM148 43V42H147ZM197 43H199V42H197ZM221 43V42H220ZM225 43V42H224ZM228 43H229V41H228ZM234 44H235V42H233ZM1 44V43H0ZM60 44V45H59ZM74 44V43H73ZM74 44V45H75ZM78 44H81V42L80 43H78ZM114 44V43H113ZM125 44V43H124ZM135 44V43H134ZM165 44H166V42H165ZM182 44H184V42L182 43ZM186 44V43H185ZM184 44V45H185ZM202 44H204V43H202ZM218 44V43H217ZM227 44V43H226ZM252 44V43H251ZM2 45V44H1ZM62 45H65L64 43L62 44ZM74 45H72V46H74ZM83 45V44H82ZM81 45V46H82ZM94 45V44H93ZM147 45V44H146ZM167 45V44H166ZM187 45V44H186ZM236 45V44H235ZM243 45H245L244 43H243ZM12 43L10 44V46H8V48L10 49V50H12ZM41 46V45H40ZM66 46V45H65ZM86 46V45H85ZM110 47H111V45H109ZM125 46V45H124ZM165 46V45H164ZM188 46H190L189 44H188ZM194 46V45H193ZM200 46H201V44H200ZM203 46V45H202ZM225 46V45H224ZM230 46H231V44H228L227 45V50H225L226 52H225V55H227V58L229 59L230 58V56H231V53H230V51H228L229 49H230ZM75 47V46H74ZM88 47V46H87ZM94 47H98V46H92V44H91V48L90 49H92V50H94L95 48ZM122 47V46H121ZM169 47V46H168ZM196 47V46H195ZM215 47V46H214ZM221 47H223V45H221ZM240 47V46H239ZM263 47V46H262ZM7 48V47H6ZM5 48V49H6ZM14 48V47H13ZM17 48H18V46H17ZM36 49L38 48V46L37 47H35ZM70 48V47H69ZM104 48V47H103ZM124 48V47H123ZM129 48H130V46H129ZM133 48V47H132ZM134 48H136V47H134ZM143 48V47H142ZM142 48H139V45H138V49H140V52H141V49ZM161 48H163V46L161 47ZM170 48V47H169ZM170 48V49H171ZM254 48V47H253ZM1 49H2V46H1ZM0 49V50H1ZM61 49V48H60ZM85 49H87V48H84V49H82V50H84V51H87V50H85ZM89 49V50H90ZM106 49V48H105ZM113 49V48H112ZM126 49H128L127 47H126ZM125 49V51L126 52H128L127 50ZM146 49H147V47H146ZM152 49V48H151ZM178 49V50H177ZM186 49V48H185ZM200 49H202L203 51L205 50L206 52H200L202 55H204V54H207V55H210V56H213V57H217V58H220V54H217V52L215 51V48H211V47H208V48H204V47H201ZM242 49V48H241ZM110 50V49H109ZM114 50V52H116V51H118V49H117V47L116 48H114L113 49ZM120 50V49H119ZM129 50H131V49H129ZM135 50V49H134ZM166 50V49H165ZM187 50V49H186ZM192 52H193V50L192 49H190ZM235 50V49H234ZM18 51V50H17ZM20 51V50H19ZM24 51V50H23ZM64 51V50H63ZM69 51V50H68ZM95 51V50H94ZM107 51V50H106ZM123 51V50H122ZM169 51V50H168ZM185 51V50H184ZM196 51V50H195ZM197 51H199V50H197ZM219 51H220V47H219ZM15 51H13L12 53H14ZM70 52V51H69ZM91 52V51H90ZM111 52V51H110ZM132 52V51H131ZM134 52V51H133ZM143 52V53H144ZM174 52H176V54H173ZM240 52H243V51H240ZM19 53V52H18ZM85 53V52H84ZM87 53V52H86ZM121 53V52H120ZM221 53V52H220ZM0 54H2V53H0ZM21 54V53H20ZM19 54V55H20ZM92 54V53H91ZM95 54V53H94ZM98 54V53H97ZM107 54V53H106ZM124 54V53H123ZM174 55L173 56V58H171L172 59V61H170V57H171V55ZM223 54H224V52H223ZM240 54V53H239ZM238 54V55H239ZM6 55H7V53H6ZM16 57H17V52H16ZM84 55V54H83ZM122 55V54H121ZM225 55H223V56H225ZM21 56V55H20ZM25 56V55H24ZM97 56V55H96ZM132 56H134L135 57V60H134V62L133 61H131V64H134L135 65V63H137V64H140L138 67V69L136 70V67H134V65H131V69L130 70H128L127 69V67H125V66H127V63L128 62H130V60L131 59H133L134 57H132ZM196 56V55H195ZM194 56V57H195ZM222 56V57H223ZM245 56V55H244ZM4 57V56H3ZM8 58H7V60H10L9 59V56H7ZM50 57V56H49ZM88 57V56H87ZM87 57H85V58H87ZM98 57V56H97ZM104 57V56H103ZM132 57V58H131ZM146 57V58H145ZM203 57V56H202ZM254 57V56H253ZM24 58V57H23ZM50 58H53V56L52 57H50ZM181 58H183V57H181ZM212 58V57H211ZM250 58V57H249ZM248 58V59H249ZM254 58H256V57H254ZM19 59H20V57H19ZM54 59V58H53ZM94 59V58H93ZM105 59H107V57H105ZM180 59V58H179ZM240 59H243V55H242V58H240ZM247 59V63L249 62V60ZM252 59V58H251ZM0 60H1V58H0ZM2 60H4V59H2ZM6 60V59H5ZM7 60H6V62H7ZM24 60V59H23ZM48 60V59H47ZM51 60V59H50ZM89 60V59H88ZM216 60V59H215ZM224 60V59H223ZM222 60V61H223ZM246 60V59H245ZM255 60V59H254ZM253 60V61H254ZM22 60H20V62H21ZM142 61H144L143 62V64H144V68L142 67ZM183 61V60H182ZM224 61H226V60H224ZM241 61V60H240ZM240 61H238L239 63H240ZM23 62V61H22ZM21 62V63H22ZM214 62V61H213ZM213 62H211V63H213ZM219 62V61H218ZM218 62H215V66L216 67H218V68H221L220 67V65H216ZM221 62V61H220ZM242 62V61H241ZM256 61H254V63H255ZM0 63H3V62H0ZM4 63H5V61H4ZM3 63V64H4ZM20 63V64H21ZM84 63H86L85 65H84ZM8 64H9V61H8ZM15 64V63H14ZM13 64V65H14ZM186 64H184V66L186 65ZM222 64V63H221ZM12 65V64H11ZM12 65V66H13ZM213 65V64H212ZM262 65L264 66V63H262ZM7 66V65H6ZM20 66V65H19ZM183 66V65H182ZM261 66V65H260ZM22 67H24L23 65H21V67L20 68H22ZM66 68V69H68V72L64 75V72L62 71V69L63 68ZM129 67V66H128ZM149 67H151L152 69H149ZM189 67L191 68L190 70H188L189 69ZM262 67V66H261ZM14 68H15V66H14ZM130 68V67H129ZM143 68V69H142ZM210 68V69H209ZM257 68V67H256ZM6 69V68H5ZM177 69H178V71H177ZM14 70V69H13ZM19 70H21V69H19ZM22 70H24L25 71V69H22ZM119 70V71H118ZM262 70V69H261ZM4 71V70H3ZM23 71V72H24ZM259 71V70H258ZM264 71V70H263ZM20 72V71H19ZM261 72V71H260ZM11 73V70H10V72H9V74ZM26 73V72H25ZM214 73V74H213ZM261 74V73H260ZM262 74H264V73H262ZM6 76H7V74H6ZM5 76V77H6ZM10 77H12V75H10ZM35 77V78H36ZM24 79H25V77H23ZM50 79H54V85H53V87H52V83H53V80L51 81ZM12 80V79H11ZM18 81V80H17ZM11 82H13V80L11 81ZM167 82V83H166ZM5 83H6V81H5V79H4V77H3V75H1L0 76V96H2L3 98V100H6V99H8V96H10V95H8V92L6 91V93H5V88L7 87V84H6V87H5ZM8 83V82H7ZM19 83V82H18ZM168 83L170 84H172V83H175L176 84V88L177 89H179V90H181V92H177V91H172V92H165V93H162L161 91H160V89H158L160 86H162L163 88L165 87V86H167L168 85ZM9 84V83H8ZM11 84V83H10ZM31 84V83H30ZM11 86V85H10ZM9 86V87H10ZM36 86H38V85H36ZM49 86H51V89H52V91L49 93ZM9 87H8V89H9ZM13 87H15V86H13ZM20 88V87H19ZM12 89V88H11ZM254 89V88H253ZM7 90V89H6ZM10 91V90H9ZM16 91V90H15ZM24 91V90H23ZM258 91V90H257ZM18 92H19V90H18ZM252 92V91H251ZM259 92L260 91H258V93H255V94H259ZM14 93V92H13ZM47 93H49V95H47V96H45ZM123 93H125L126 95H123ZM246 93V92H245ZM250 92H247L246 94H249ZM2 94V95H1ZM17 95L18 94H20V92L19 93H16ZM6 95H7V98H6ZM12 96V95H11ZM16 96V95H15ZM24 97H25V94L23 95ZM48 96H50V97H48ZM20 97V96H19ZM45 97H48L49 99H46ZM145 97V96H144ZM263 97H264V95H263ZM23 97H21L20 99H22ZM26 98V97H25ZM24 98V99H25ZM16 99V98H15ZM14 99V100H15ZM18 99V98H17ZM142 99H143V97H142ZM3 100H2V102H3ZM13 100V101H14ZM26 100H28V99H26ZM22 101V100H21ZM202 101H206L205 103L204 102H202ZM5 102V101H4ZM9 102H11V99L8 101V103ZM17 102V101H16ZM27 102H29V101H27ZM144 102H145V100H144ZM217 102V101H216ZM23 103V102H22ZM26 103V102H25ZM200 103H203V104H200ZM6 104H7V100H6ZM11 104V103H10ZM9 104V105H10ZM13 104V103H12ZM11 104V105H12ZM8 105V104H7ZM11 105H10V108H13V107H11ZM26 105V104H25ZM145 105V104H144ZM236 105V104H235ZM238 105V104H237ZM241 105V104H240ZM72 106H74V105H72ZM219 106V105H218ZM257 106V105H256ZM14 107H15V104H14ZM21 107H23L22 105H21ZM155 107V108H154ZM222 107V106H221ZM9 108V109H10ZM16 108H17V106H16ZM83 108V107H82ZM154 108V109H153ZM8 109V110H9ZM15 109V108H14ZM13 109V110H14ZM19 109V108H18ZM23 109H25V108H23ZM71 109V108H70ZM85 109V108H84ZM95 109V110H96ZM135 109V108H134ZM211 109V110H210ZM235 109V108H234ZM150 110V111H151ZM218 110V109H217ZM25 111L26 112H28L26 109H25ZM134 111V110H133ZM9 112V111H8ZM12 112V111H11ZM10 112V113H11ZM19 112L21 113V110H19ZM198 112H200V113H198ZM223 112H225V111H223ZM255 112V111H254ZM253 112V113H254ZM13 113V112H12ZM16 113H18V111L16 110V112L14 111V114H15V116H16ZM20 113H18V114H20ZM132 113V114H131ZM222 113V112H221ZM252 113V114H253ZM13 114V115H14ZM23 113H21V115H22ZM58 114V113H57ZM56 114V115H57ZM255 114V113H254ZM9 115V114H8ZM12 115V116H13ZM25 115H27L26 113H25ZM31 115V116H32ZM27 116H29V115H27ZM128 116V117H129ZM14 117V116H13ZM18 117V118H17ZM17 117H15V118H17V120L19 119V115L17 116ZM22 117V116H21ZM21 117H20V119H21ZM88 117V116H87ZM157 116L155 115V116H152V118H156ZM10 118H12L11 116H10ZM23 118V117H22ZM90 118V117H89ZM125 118V117H124ZM151 118V119H152ZM218 118V117H217ZM223 118V117H222ZM250 115H249V119L248 120H250ZM9 119V118H8ZM13 119V122H14V118H12ZM26 119V118H25ZM25 119H23V120H25ZM27 119H29V117L27 118ZM16 120V121H17ZM27 121H29V120H27ZM32 121V120H31ZM49 121V120H48ZM30 122V121H29ZM29 122H27L26 124H28ZM33 122V121H32ZM35 122V121H34ZM91 122V121H90ZM123 122V121H122ZM222 122V121H221ZM220 122V123H221ZM254 122H256V121H254ZM16 122H14V124H15ZM24 123V122H23ZM126 123V122H125ZM13 124V123H12ZM17 124H18V121H17ZM25 124V123H24ZM23 124V125H24ZM35 124H37V123H35ZM189 124V125H190ZM206 124V123H205ZM22 125V126H23ZM31 125H33V124H31V122H30V125L29 126H27V127H30ZM38 125V124H37ZM36 125V126H37ZM47 125V124H46ZM220 125V124H219ZM16 126H18V125H16ZM20 126V125H19ZM21 126V127H22ZM35 126V125H34ZM34 126H32V127H34ZM41 126V125H40ZM127 126V125H126ZM210 126V125H209ZM243 126V125H242ZM13 127V126H12ZM27 127H25V128H27ZM47 127V126H46ZM124 127V126H123ZM130 127V126H129ZM131 127H133V126H131ZM185 127H190V129H192V126H188V125H186ZM18 128V127H17ZM44 128V127H43ZM43 128H42V130H43ZM48 128V127H47ZM233 128V127H232ZM232 128H231V125H229V124H226V123H224L222 126H219L218 128H216L217 129V131H219V132H224L225 131V134L227 135V136H230V137H234V134L235 133H237V131L238 130H233L232 131ZM235 128V127H234ZM12 129V128H11ZM20 129V128H19ZM18 129V130H19ZM28 129V128H27ZM26 129V130H27ZM31 129V128H30ZM35 129H37V127L36 128H34V130ZM212 129V128H211ZM214 129V128H213ZM238 129V128H237ZM9 130V129H8ZM13 130V129H12ZM29 130V129H28ZM32 130V129H31ZM39 130H40V128H39ZM186 130H189V129H186ZM251 130H253V129H251ZM255 130V129H254ZM256 130H258V129H256ZM255 130V131H256ZM24 131V130H23ZM23 131L21 130V133L23 134ZM37 132H40V131H38V130H36ZM45 130H43V132L42 133H45L44 132ZM48 131H49V129H48ZM232 131V132H231ZM254 131V132H255ZM30 132V131H29ZM50 132V131H49ZM212 132V131H211ZM9 133V132H8ZM34 133H35V131H34ZM238 133H239V131H238ZM256 133H260V130H258V132H256ZM262 133H264V132H262ZM14 134V133H13ZM30 134V133H29ZM37 134V133H36ZM40 134H41V132H40ZM47 134V133H46ZM52 134V133H51ZM56 134V133H55ZM195 134V135H194ZM34 135V134H33ZM38 135V134H37ZM220 135H221V133H220ZM236 136H237V134H235ZM9 136V135H8ZM32 136V135H31ZM39 136V135H38ZM37 136V137H38ZM53 136H55V135H53ZM216 136H218V135H216ZM11 137V136H10ZM9 137V138H10ZM20 137V136H19ZM22 137L23 136H21V139H22ZM25 137H26V135H25ZM34 137V136H33ZM33 137H32V139H33ZM36 136H35V138H37ZM40 137V136H39ZM49 137V136H48ZM12 138V137H11ZM29 138H31L30 136H29ZM29 138H27L26 139V141L29 139ZM42 138V137H41ZM229 138V137H228ZM228 138H221V139H213L211 136L210 137H207V138H205L203 141H202V143L200 144V146H206V147H204V149H208V151L210 150V151H212V152H214V153H218L217 155H219V153L220 152H223V150L225 151L226 150V148L228 147V145H230V143H231V141H232V138H230V139H228ZM235 138V137H234ZM42 139H44V138H42ZM48 139V138H47ZM50 139H51V137H50ZM53 139V138H52ZM58 139V138H57ZM237 139V138H236ZM13 140V139H12ZM23 140V139H22ZM38 140V139H37ZM41 140V139H40ZM5 141H7L6 139H5ZM24 141H25V139H24ZM45 141V140H44ZM49 141V140H48ZM236 141V140H235ZM28 142V141H27ZM30 143L32 142V141H29ZM50 142H51V140H50ZM240 142V141H239ZM239 142H238V146L240 145L239 144ZM3 143H4V140L2 141V144L1 145H3ZM14 143H16V142H14ZM19 143H23V142H19ZM43 143V142H42ZM45 143V142H44ZM49 143V142H48ZM47 143V144H48ZM232 143H233V141H232ZM247 143V142H246ZM250 143V142H249ZM7 143H5V145H6ZM18 144V143H17ZM24 144V143H23ZM28 144V143H27ZM26 144V145H27ZM36 144V143H35ZM46 144V143H45ZM46 144V145H47ZM104 144V143H103ZM115 144V143H114ZM191 144H193L194 146H195V144H198L197 142H192ZM235 144V143H234ZM0 145V146H1ZM4 145V146H5ZM37 145H38V143H37ZM46 145H42V146H46ZM49 145H50V143H49ZM48 145V146H49ZM89 145V144H88ZM99 145V144H98ZM176 145V144H175ZM243 145V144H242ZM245 145H247V144H245ZM255 145V144H254ZM15 146V145H14ZM25 146V145H24ZM34 146V145H33ZM41 146V144H40V147L41 148H43ZM96 146V145H95ZM113 146V145H112ZM128 146V145H127ZM236 146V145H235ZM248 146V145H247ZM3 147V146H2ZM2 147H0V150H1V148ZM16 149H14V152L13 153H15V154H18L19 152H20V150L18 151V148L20 147L19 146V144L18 145H16ZM28 147H29V145H28ZM38 147V146H37ZM78 147V146H77ZM109 147V146H108ZM198 147V146H197ZM249 147V146H248ZM9 148V147H8ZM33 148V147H32ZM34 148H35V146H34ZM34 148H33V150H34ZM47 148V147H46ZM125 148V147H124ZM247 148V147H246ZM253 148V147H252ZM3 149V148H2ZM25 149V148H24ZM36 149V148H35ZM43 149H45V148H43ZM49 149V148H48ZM63 149V152H64V148H62ZM169 149H170V145H169V147H166V148H164V149H162V150H158V152H156V153H153V154H149V153H145V152H142L141 154H143V158L144 159H146V160H149L150 158L152 159V158H155V157H158V156H167V155H169ZM198 149V148H197ZM236 149V148H235ZM8 150H10V149H8ZM22 150V149H21ZM29 150V149H28ZM37 150V149H36ZM39 150V149H38ZM58 150H60V149H58ZM238 150V149H237ZM257 150H259V149H257ZM256 150V151H257ZM6 151V150H5ZM40 151V150H39ZM38 151V152H39ZM46 151H47V149H46ZM51 151V150H50ZM50 151H48V152H50ZM228 151V150H227ZM230 151V150H229ZM254 151V150H253ZM260 151H262V150H260ZM3 152V151H2ZM1 151H0V153H2ZM22 152V151H21ZM29 151H23L22 153H24V154H27ZM37 151H32L30 154L31 155H34V156H36L37 155V153H38ZM62 152V153H63ZM259 152V151H258ZM35 153H36V155H35ZM44 153H47V152H44ZM68 154H69V152H67ZM120 153H122V152H120ZM226 153V152H225ZM262 153V152H261ZM264 153V152H263ZM263 153L261 154V156L263 155ZM14 154V155H15ZM29 154V155H30ZM48 154V153H47ZM256 154H258V153H256ZM13 155V154H12ZM64 155V154H63ZM214 155V154H213ZM259 155V154H258ZM5 156H7L6 154H5ZM9 156H11V155H9ZM23 156V155H22ZM33 156V157H34ZM41 156V155H40ZM215 156V155H214ZM221 156H223V155H221ZM232 156V155H231ZM2 157H4V156H1V158ZM42 157H44V156H42ZM138 157H139V155H138ZM8 158V157H7ZM13 158H14V156H13ZM12 158V159H13ZM25 158H27V157H25ZM46 158V157H45ZM159 158V157H158ZM161 158V157H160ZM166 157H164V158H162V159H165ZM225 158V157H224ZM263 159H264V157H262ZM5 159V158H4ZM10 159V158H9ZM8 159V160H9ZM34 159H35V157H34ZM33 159V160H34ZM6 160V159H5ZM26 160V159H25ZM24 160V161H25ZM39 160V159H38ZM143 160V159H142ZM153 160V159H152ZM158 160V159H157ZM18 161H20L21 162V160H18ZM36 161V160H35ZM141 161V160H140ZM150 161V160H149ZM148 161V162H149ZM156 161V160H155ZM154 161V162H155ZM4 162V161H3ZM11 161H8V163H10ZM13 162V161H12ZM17 162V161H16ZM26 162V161H25ZM40 162H42V161H40ZM151 162V161H150ZM6 163V162H5ZM8 163L6 164V165H8ZM22 163V162H21ZM28 163V162H27ZM26 163V164H27ZM39 163V162H38ZM37 163V164H38ZM141 163H143V162H141ZM14 164H16V163H14ZM18 164V163H17ZM20 164V163H19ZM35 164V163H34ZM36 164V165H37ZM43 164V163H42ZM137 164V163H136ZM136 164H135V166H136ZM144 164V163H143ZM143 164H141V166H143ZM147 164V163H146ZM24 165H25V163H24ZM31 165H33V164H31L30 163V167H31ZM152 165V164H151ZM9 166H11V164L9 165ZM26 166V165H25ZM27 166H28V164H27ZM35 166V165H34ZM41 166V165H40ZM38 167V166H37ZM43 167H45V166H43ZM39 168V169H30V170H28L26 173H24V174H19L18 173V175L16 174L15 176H13V177H11V175H10V178H12V179H10V180H12L11 182H15V184H17V185H24V184H34L36 181H37V179H40V176L41 175H44L43 173V171H44V168ZM137 167V166H136ZM145 167V166H144ZM143 167V168H144ZM3 168V167H2ZM9 168V167H8ZM20 168V167H19ZM23 168V167H22ZM26 168V167H25ZM34 168V167H33ZM139 168V167H138ZM140 168H142V167H140ZM146 168H149V166L147 167L146 166ZM145 169V168H144ZM5 170V169H4ZM23 170V169H22ZM140 170V169H139ZM231 170V169H230ZM2 171V170H1ZM15 171V170H14ZM13 171V172H14ZM144 170H142V172H143ZM149 171H151L150 172V175L152 174V170H149ZM153 171H155V170H153ZM5 172V171H4ZM8 172H10V171H8ZM7 172V173H8ZM18 172V171H17ZM110 172V171H109ZM155 172H157V171H155ZM22 173V172H21ZM1 174V173H0ZM6 174V173H5ZM154 174V173H153ZM152 174V175H153ZM264 175V162H262L261 164H259V166L258 167H256V168H249V167H247V168H242L241 167V169H235L234 168V170L232 169L231 171H227V172H225V173H223V175H224V177H226V176H228V177H230V178H232L233 180H236V182L237 181H243V183H246V186H247V183L249 184V182L252 180V179H255L256 177V175ZM3 175V174H2ZM9 175V174H8ZM13 175V174H12ZM155 175V174H154ZM1 176V175H0ZM4 176H6V175H4ZM156 176V175H155ZM7 178H8V176H6ZM157 177V176H156ZM159 177H161V176H159ZM2 178V177H1ZM141 178V177H140ZM4 179V178H3ZM9 179V178H8ZM109 179V178H108ZM155 179V178H154ZM160 179H162V178H160ZM9 180V181H10ZM147 180V179H146ZM159 180V179H158ZM229 180V179H228ZM107 181V180H106ZM148 181V180H147ZM230 181V180H229ZM41 182V181H40ZM149 182H150V180H149ZM152 182V181H151ZM154 182H156L155 180H154ZM159 182V181H158ZM224 182V181H223ZM234 182V181H233ZM38 183H39V181H38ZM113 183V182H112ZM191 183V182H190ZM217 183H219V182H217ZM232 182L230 181V184H231ZM239 183V182H238ZM242 183V182H241ZM14 184V185H15ZM153 184H156V183H153ZM158 184V183H157ZM215 185H216V183H214ZM213 184V185H214ZM219 184H221V183H219ZM229 184V185H230ZM13 185V184H12ZM37 185H39V184H37ZM196 185V184H195ZM194 185V186H195ZM239 185V184H238ZM245 185V184H244ZM250 185V184H249ZM249 185H248V187H249ZM19 186V187H20ZM35 186V185H34ZM33 186V187H34ZM112 186V185H111ZM111 186H108V188H107V190L104 192V194L102 195V196H100L99 198H97V199H95V201H93L92 203H90V204H87V208H85L83 211H82V213H80L81 214V218H83V217H85V218H87V219H89V218H91V216L93 215V213H94V211L96 210V208H97V206L99 205V203L102 201V198L103 197H105L106 196V194L107 193H109V191H110V188H111ZM143 186V185H142ZM150 186V185H149ZM154 186H156V185H154ZM212 186V185H211ZM225 186V185H224ZM227 186V185H226ZM150 187H152L153 188V186H150ZM197 187V186H196ZM247 187V188H248ZM254 187H256V189L258 190H260V192L261 191H264V185H258V186H254ZM9 188V187H8ZM26 188V187H25ZM156 188V187H155ZM19 188H15V189H13V191H12V193H14V192H17V190H18ZM174 189H176V188H174ZM252 189V188H251ZM253 189H255V188H253ZM259 190H258V193H259ZM175 191V190H174ZM251 191V190H250ZM256 191V190H255ZM162 192H164V191H162ZM178 191H176V193H177ZM252 192H254V191H252ZM257 192V191H256ZM10 193H11V191H10ZM19 193V192H18ZM250 193V192H249ZM263 193V192H262ZM24 194V193H23ZM165 194V193H164ZM163 194V195H164ZM175 194V193H174ZM178 194V193H177ZM234 194V193H233ZM260 194V193H259ZM11 195V194H10ZM179 195V194H178ZM196 196H197V194H195ZM230 195V194H229ZM9 196V195H8ZM177 196V195H176ZM5 197H7V196H5V194H4V192H3V194H0V210L3 208V206H4V203H6V201L4 202V200L6 199ZM44 197V196H43ZM197 197H199V195L197 196ZM252 197V196H251ZM5 198V199H4ZM10 198H12V196L10 197ZM41 198V197H40ZM140 199H141V197H139ZM260 198H262V197H260ZM21 199V198H20ZM19 199V200H20ZM143 199V201H145L144 200V198H142ZM196 199V198H195ZM198 199V198H197ZM235 199H236V197H235ZM237 199H239V198H237ZM241 199V198H240ZM10 200V199H9ZM13 200V199H12ZM15 200V199H14ZM17 200V199H16ZM139 200V199H138ZM200 200H201V198H200ZM242 200V199H241ZM21 201V200H20ZM150 201V200H149ZM198 201V200H197ZM256 201V200H255ZM36 202V201H35ZM166 202V201H165ZM187 202V201H186ZM189 202V201H188ZM188 202H187V204H188ZM196 202V201H195ZM257 202V201H256ZM40 203V202H39ZM144 203V202H143ZM150 202H148V204H149ZM153 203V202H152ZM157 203V202H156ZM190 203V202H189ZM230 203V202H229ZM238 203H240V201H238ZM142 204V203H141ZM159 204V203H158ZM165 203H163V205H164ZM198 204V203H197ZM226 204H228V202L227 203H225V205ZM237 203H235V206L237 207V205H236ZM258 204H259V202H258ZM37 205V204H36ZM77 205H78V203H77ZM145 206H148V205H146V204H144ZM150 205H151V203H150ZM149 205V207H147V208H150L151 206ZM161 205V204H160ZM159 205V206H160ZM162 205V206H163ZM172 205H174L175 206V204L173 203ZM171 205V208H173V206ZM224 205V206H225ZM253 205V204H252ZM142 206V205H141ZM162 206H160V208L162 207ZM201 206V205H200ZM234 206V207H235ZM239 206V205H238ZM157 207H158V205H157ZM166 207V206H165ZM176 207V206H175ZM184 207V206H183ZM233 207V206H232ZM252 207V206H251ZM250 207V208H251ZM36 208V207H35ZM159 208V209H160ZM170 208V209H171ZM181 208V207H180ZM185 208V207H184ZM183 208V209H184ZM198 208H200V207H198ZM216 208V207H215ZM229 208H231V207H229ZM238 208H240V207H238ZM253 208H254V206H253ZM252 208V209H253ZM153 209H154V207H153ZM156 209V208H155ZM158 209V208H157ZM166 209V208H165ZM183 209H181V210H183ZM190 209V208H189ZM207 209V208H206ZM205 209V210H206ZM210 209V208H209ZM217 209L218 208H216L215 210L217 211ZM225 210H226V208H224ZM151 210V209H150ZM161 210V209H160ZM162 210H163V208H162ZM196 210V209H195ZM214 212H215V210L214 209H212ZM232 210V209H231ZM236 211H234V212H232V216L235 214V212H237V208L235 209ZM153 211V210H152ZM159 211V210H158ZM174 211V210H173ZM200 211V213H201V210H199ZM213 211H211V212H213ZM230 211V210H229ZM228 211V212H229ZM146 212V211H145ZM162 212V211H161ZM171 212H172V209H171ZM189 212V211H188ZM193 212V211H192ZM197 212V211H196ZM207 212V211H206ZM209 212V211H208ZM207 212V213H208ZM153 213L156 215V216H158V214L156 213V211L154 212L153 211ZM179 213H180V211H179ZM178 213V214H179ZM187 213V212H186ZM190 213V212H189ZM188 213V214H189ZM195 213V212H194ZM203 213V212H202ZM207 213H205V214H207ZM230 213V212H229ZM252 213H255L254 211L252 212ZM150 214V213H149ZM164 214H166L165 213V211H164ZM181 214V213H180ZM179 214V215H180ZM184 214V213H183ZM182 214V215H183ZM188 214H187V216H188ZM198 214H199V212H198ZM133 215V214H132ZM142 215V214H141ZM155 215H152L151 217H153V219H149V217H147L146 216V218H144L143 220V222H141V223H146L147 224V228L149 229V231H150V229H153L152 230V232H158L159 231V229H157L156 227L158 226V227H162V225H157L156 224V222H154L155 221ZM191 215H192V213H191ZM197 215V214H196ZM199 215H201V214H199ZM230 215H231V213H230ZM237 215H239V214H237ZM161 216V215H160ZM165 216V215H164ZM171 216H172V214H171ZM177 216V215H176ZM203 216V215H202ZM210 216V218L213 216H211V215H209ZM136 217V216H135ZM178 217V216H177ZM181 217V216H180ZM182 217H184V216H182ZM188 217H190V216H188ZM214 217V216H213ZM213 217H212V219H213ZM216 217V216H215ZM214 217V218H215ZM253 217H254V215H253ZM256 217V216H255ZM260 217V216H259ZM80 218V217H79ZM85 218H83V219H85ZM140 218V217H139ZM139 218H137V219H139ZM158 218H160V217H158ZM194 218V217H193ZM201 217H199V219H200ZM208 218V217H207ZM233 218V217H232ZM75 219V218H74ZM180 219V218H179ZM211 219V220H212ZM78 219H76V221H77ZM151 220V221H150ZM182 220H183V218H182ZM189 220V219H188ZM201 220V219H200ZM231 220V219H230ZM235 220V219H234ZM237 220V219H236ZM235 220V221H236ZM239 220V219H238ZM255 220H257V222L259 223L260 222V219H258V218H256ZM83 221V220H82ZM87 221V220H86ZM161 221L163 222V220L161 219ZM165 221H167V220H165ZM175 221H176V219H175ZM199 221V220H198ZM204 221V220H203ZM213 221V220H212ZM179 221H177V223H178ZM187 222V221H186ZM185 222V223H186ZM208 222V221H207ZM210 222V221H209ZM59 223V222H58ZM72 223V222H71ZM74 223H75V221H74ZM90 222L88 221V224H89ZM140 223V224H141ZM175 223V222H174ZM199 224H200V222H198ZM202 223V222H201ZM206 223V222H205ZM162 224H164V223H162ZM169 224H170V222H169ZM180 225L182 224V223H179ZM197 224V223H196ZM209 225H207V228L206 227H203V226H201L200 227V230H199V233L198 234H200L201 235V237L198 239V240H196L197 239V237H196V241L197 242H192L191 240L192 239H190V238H188V236L187 237H182V235H180L179 233H174L173 231L171 232V230H169L168 231V229L166 230H164L163 232L165 233V234H163L162 236H159L160 234H158V233H153V235H155L156 236V238H155V240L157 239V237H161V241L163 242H169L168 244H169V246L170 245H173V244H176L177 246L178 245H181V244H183V245H185L186 247H188V246H191V245H194V246H201L203 249H204V251L205 252H207L209 255H210V257H211V260H208V259H206V260H208V262H207V264H264V239L262 238L263 237V230H264V225H263V223L262 222H260L259 223V225H258V239H255L254 237H255V228H252V233H248V232H246L245 230H243V232H241L242 234H241V236H240V242H241V246H240V249H239V251H236V253L234 252H232V250H231V242H230V234H228V237L227 238H224V239H227L226 241V243H224V245L223 244H220V240L218 239V232H219V228L217 227V226H214L213 224H210V223H208ZM215 224V223H214ZM239 224V223H238ZM253 224V223H252ZM58 225V224H57ZM143 225V224H142ZM177 225V224H176ZM188 226H189V224H187ZM186 225V226H187ZM235 225H237V224H235ZM59 226V225H58ZM61 226V225H60ZM86 226V225H85ZM146 226V225H145ZM168 226V225H167ZM187 226V227H188ZM204 226H205V224H204ZM230 226V225H229ZM228 226V227H229ZM239 226V225H238ZM244 226H245V224H244ZM125 226H123V228H124ZM172 227V226H171ZM185 227V226H184ZM186 227V228H187ZM192 227V226H191ZM194 227V226H193ZM196 227V226H195ZM247 227V226H246ZM53 228V227H52ZM57 228V227H56ZM80 228V227H79ZM126 228V227H125ZM177 228V227H176ZM179 228V227H178ZM177 228V229H178ZM186 228H185V231H186ZM233 228V227H232ZM236 228V227H235ZM47 229V228H46ZM50 229H51V227H50ZM170 229V228H169ZM175 229V228H174ZM192 229V228H191ZM194 229V228H193ZM193 229H192V233H193ZM228 229H230V228H228ZM227 229V230H228ZM237 229V228H236ZM244 229V228H243ZM123 230V229H122ZM126 230V229H125ZM130 230H132V229H130ZM179 230H182V229H179ZM184 230V229H183ZM178 231V230H177ZM195 231V230H194ZM234 231H235V229H234ZM72 232V231H71ZM181 232V231H180ZM184 232V231H183ZM190 232V231H189ZM188 232V233H189ZM195 232V233H196ZM55 233V232H54ZM150 233V232H149ZM28 234V233H27ZM60 234V233H59ZM63 234V233H62ZM61 234V235H62ZM72 234V233H71ZM75 234V233H74ZM189 234H191V233H189ZM197 234V235H198ZM65 235V234H64ZM132 233H131V231H128L127 230V232L125 231V233L124 234H121V231H119L118 232V234H117V236H119V237H117V239H124L123 237H125V239L124 240H126V242L128 241L129 243L132 241ZM183 235H184V233H183ZM223 235V234H222ZM235 235V234H234ZM238 235V234H237ZM33 236V235H32ZM50 236V235H49ZM63 236V235H62ZM66 236V235H65ZM134 236V235H133ZM146 236V235H145ZM154 236V237H155ZM186 236V235H185ZM227 236V235H226ZM147 237V236H146ZM193 238H195L194 236H192ZM191 237V238H192ZM225 237V236H224ZM74 238V237H73ZM152 238V237H151ZM44 239V238H43ZM142 239V238H141ZM159 240V239H158ZM157 240V241H158ZM195 240H193V241H195ZM219 240V241H218ZM234 240V239H233ZM52 241V240H51ZM118 241V240H117ZM45 242V241H44ZM122 242V241H121ZM124 242V241H123ZM123 242H122V244H123ZM60 243V242H59ZM64 243V242H63ZM195 243V244H194ZM77 244V243H76ZM130 244H132V242L130 243ZM158 244H159V241H158ZM161 244V243H160ZM163 244V243H162ZM164 245V244H163ZM182 245V246H183ZM60 246V245H59ZM62 246H63V244H62ZM71 246V245H70ZM73 246V245H72ZM75 246V245H74ZM166 246V245H165ZM176 246V247H177ZM63 247H65V248H67L65 245L63 246ZM80 247V246H79ZM127 247V246H126ZM129 247V246H128ZM131 248H132V246H130ZM146 247V246H145ZM174 247V246H173ZM57 248V245H51V247H49V246H47V247H45V249L43 248L42 249V251L41 252H43L44 254L45 253H47L48 254V252H50V253H53V252H55L56 249ZM61 248V247H60ZM75 248V247H74ZM76 248H78V247H76ZM167 248V247H166ZM48 249H53L52 251H47ZM122 249V248H121ZM126 249V248H125ZM128 249V248H127ZM147 249V248H146ZM145 249V250H146ZM177 249V248H176ZM66 250V249H65ZM75 250V249H74ZM78 250H79V248H78ZM122 250H124V248L122 249ZM144 250V252H145V254L147 255V251H145ZM159 250H160V248H159ZM162 250V249H161ZM167 250V249H166ZM183 250V249H182ZM188 250V249H187ZM25 251V250H24ZM130 251H132L131 249H130ZM139 251V250H138ZM137 251V252H138ZM141 251H143V250H141ZM150 251V250H149ZM184 251H185V249H184ZM199 251V250H198ZM23 252V251H22ZM58 252V251H57ZM62 252H64V250H62ZM147 252V253H146ZM162 252V251H161ZM56 253V252H55ZM124 253V252H123ZM136 253V252H135ZM163 253H164V256H167V259H168V256L170 255V252H168V254L167 255H165L166 253L163 251ZM162 253V254H163ZM172 253V252H171ZM41 254V253H40ZM128 254V253H127ZM127 254H126V256H127ZM129 254H131L130 252H129ZM142 254V253H141ZM156 254V253H155ZM161 254V255H162ZM185 254V253H184ZM205 254V253H204ZM17 255H18V253H17ZM33 255H35V254H33ZM124 255V254H123ZM122 255V256H123ZM134 255V254H133ZM145 255V256H146ZM153 255V254H152ZM157 255V254H156ZM197 255V254H196ZM199 255V254H198ZM197 255V256H198ZM20 256V255H19ZM40 256V255H39ZM128 256H130V255H128ZM137 256V255H136ZM142 256H143V254H142ZM144 256V257H145ZM148 256V255H147ZM184 256V255H183ZM185 256H186V254H185ZM195 256V255H194ZM196 256V262L195 263H191V264H206V261H202V258H200V257H197ZM208 256V255H207ZM153 257V256H152ZM155 257V256H154ZM158 257V256H157ZM174 257H176V256H174ZM173 257V258H174ZM177 257H178V255H177ZM187 257V256H186ZM204 258L203 259H205V256H203ZM20 258H23V256H20ZM146 258V257H145ZM145 258H143V259H145ZM149 258V257H148ZM159 258V257H158ZM161 258V257H160ZM166 258V257H165ZM18 259H19V257H18ZM134 259V258H133ZM132 259V260H133ZM152 260H155L156 258H151ZM170 259V258H169ZM184 259H185V257H184ZM37 260V259H36ZM125 259H123V261H124ZM129 260H131V258H128V261ZM162 260H164V263L165 264H171V262L170 263H167V261L165 262V259H163L162 258ZM34 261V260H33ZM135 261H136V259H135ZM134 261V262H135ZM142 260H140L139 262H141ZM157 261V260H156ZM159 261V260H158ZM158 261L156 262L157 264H158ZM170 261V260H169ZM168 261V262H169ZM182 261V260H181ZM195 261V260H194ZM125 262H127V261H125ZM133 262V261H132ZM137 262V261H136ZM145 262V261H144ZM153 261H151V263H152ZM178 262V258L177 259H175L174 258V264H180L179 262ZM188 262V261H187ZM205 262V263H204ZM12 263V262H11ZM128 263V262H127ZM148 263V262H147ZM150 263V262H149ZM148 263V264H149ZM155 263V262H154ZM13 264V263H12ZM15 264H17V263H15ZM27 264V263H26ZM31 264H34L33 262L31 263ZM125 264V263H124ZM132 264V263H131ZM136 264V263H135ZM140 264V263H139ZM160 264H161V262H160ZM173 264V263H172ZM187 264V263H186Z\"/></svg>","mask_w":264,"mask_h":264}]
</instances>
